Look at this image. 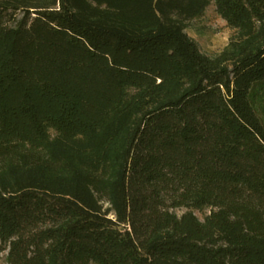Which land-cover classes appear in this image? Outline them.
Returning a JSON list of instances; mask_svg holds the SVG:
<instances>
[{"label":"trees","instance_id":"trees-1","mask_svg":"<svg viewBox=\"0 0 264 264\" xmlns=\"http://www.w3.org/2000/svg\"><path fill=\"white\" fill-rule=\"evenodd\" d=\"M212 1L216 59L185 33ZM260 94L264 0H0V253L264 264Z\"/></svg>","mask_w":264,"mask_h":264},{"label":"rangeland","instance_id":"rangeland-1","mask_svg":"<svg viewBox=\"0 0 264 264\" xmlns=\"http://www.w3.org/2000/svg\"><path fill=\"white\" fill-rule=\"evenodd\" d=\"M48 2V0H44ZM23 16L22 12L18 13V18ZM185 33L188 38L195 44L198 51L211 59H216L232 49L233 42L239 40V31L229 27L226 21L218 13L217 5L214 1L209 7L197 18L186 23ZM258 115L264 122V95L256 103ZM52 136L55 133L52 132ZM187 209L176 210L179 216L183 215ZM197 219L204 223L205 218L209 215V209L204 212L195 211ZM0 264L7 263V252L0 253Z\"/></svg>","mask_w":264,"mask_h":264}]
</instances>
